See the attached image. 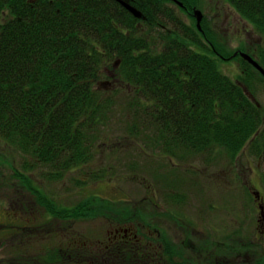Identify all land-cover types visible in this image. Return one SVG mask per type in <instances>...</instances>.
Segmentation results:
<instances>
[{"label":"trees","instance_id":"1","mask_svg":"<svg viewBox=\"0 0 264 264\" xmlns=\"http://www.w3.org/2000/svg\"><path fill=\"white\" fill-rule=\"evenodd\" d=\"M124 1L142 16L121 0H0V136L23 152L30 150L34 163L51 165L53 178L62 177L95 156L93 132L116 104L108 89L120 86L132 96L129 107H135L129 128L150 131L146 143L161 142L182 153L216 147L237 153L253 140L262 159L264 135L261 144L256 136L264 129L263 109L247 91L249 79L224 76L220 57L209 54L215 51L202 31L215 36L213 30L204 22L199 31L174 14L169 19L159 0ZM224 1L264 36V0ZM256 50L259 57H251L264 67V49ZM233 54L226 51V57ZM240 59L242 74L250 78L249 70H257ZM14 174L31 185L29 173L18 169ZM90 175L100 181L112 173ZM166 198L186 202L185 195ZM82 204L60 210L61 217L106 216L102 207ZM107 204L126 219L119 224H142L144 216L127 205L121 211L113 201Z\"/></svg>","mask_w":264,"mask_h":264},{"label":"rangeland","instance_id":"2","mask_svg":"<svg viewBox=\"0 0 264 264\" xmlns=\"http://www.w3.org/2000/svg\"><path fill=\"white\" fill-rule=\"evenodd\" d=\"M217 1L212 0L207 7V1L201 0L202 6L197 9L202 10L201 23L205 22V27L213 30L217 41L222 42L224 35L226 36V48L223 49L224 44L217 42L218 51L225 57V50L231 55L238 49L258 56L255 49H264V36L260 38L262 35L258 30L238 13L236 19L227 14L226 17L214 16L216 11H222L218 8ZM229 8L231 7L226 3V13L233 16ZM164 20L174 24L173 21ZM181 20L191 24L183 15ZM159 27L165 29L163 25ZM209 38L212 36L209 35ZM218 62L224 76L227 75L233 80L243 77L249 79L246 83L247 91L264 112V78L252 69L249 70L250 78L249 75L244 76L240 58ZM107 69L110 74L113 73L112 67L107 66ZM109 81L113 83L112 80ZM117 88L119 90L112 87L108 89L116 102L111 105V115L99 123L97 132H93L96 135L95 156L88 165L79 169L71 168L74 171H69L62 177L53 178L51 174L55 170L51 165L34 163L35 158L30 155L33 154L30 150L23 152L17 145L8 143L0 136V264H58L56 261L69 264L66 257L62 262V242L65 235L71 234L73 237V234L80 232L91 242L104 239L106 229L113 224H119L118 220L126 221L121 213L111 211L107 204L109 201H113L118 210L124 211L127 205L135 213L142 214V224L149 223L146 219L156 217V226L162 223L160 218L166 204L171 213L178 215L188 207V214H196L195 218L197 213L201 214L209 205L214 214L210 221L214 222L220 233L226 228L228 248L240 243L241 239L237 236L243 230L242 243L251 245L244 250L250 251L249 255L255 260L264 257V235L258 240L255 235L258 220L261 218L256 211V194L261 193L264 197V157L258 158L255 153L258 143L254 145L252 140L237 153L221 147L198 152L183 149L181 150L184 153L180 150L173 152L168 145L161 142L151 144L153 146L149 148L150 144L144 140L147 139L145 133L150 131L145 128H129L130 123H135L130 115L135 108L129 107L132 102L131 94L125 88ZM263 135L264 129L256 136L260 144ZM168 151L169 154L166 153ZM172 157L180 164L175 167L178 169L170 164ZM160 163L166 168H160ZM18 169L31 176L29 187L15 176V170ZM107 169H111V179L109 175L100 181L91 178L90 174ZM81 181L87 183L82 184ZM173 184L176 185L175 188H172ZM252 188L257 191L254 192L255 198L248 191L251 189L252 192ZM168 190L185 195V205L171 206L168 201L163 202L162 194ZM87 202L102 207L106 216L96 214L90 219L61 217L64 213H60V210ZM49 205H53L52 210ZM184 222L189 233L193 232L189 227L192 220ZM161 227L169 229L168 225ZM219 232H215L210 238L215 242L225 241V236L220 240ZM192 239H197L195 245L198 249L206 241L199 237ZM94 245L93 243L86 249L84 254L93 250L101 259L114 256H101ZM226 254H230V251L226 250ZM108 261L111 264L114 262L111 259ZM121 264H128V261H122Z\"/></svg>","mask_w":264,"mask_h":264},{"label":"flooded vegetation","instance_id":"3","mask_svg":"<svg viewBox=\"0 0 264 264\" xmlns=\"http://www.w3.org/2000/svg\"><path fill=\"white\" fill-rule=\"evenodd\" d=\"M206 1L208 7L212 0ZM158 2L165 7V10H168L166 14L169 19H172L171 14H174L178 19H181V15H183L185 20H189L191 24H194L199 30L195 12L200 10L197 8L202 6L201 0H159ZM226 3L228 2L224 0L217 1V6L219 9H222V11H216L214 16L218 17L222 15L226 17L227 14L229 17L236 19L235 16H237L238 12L231 4L228 3L231 7L229 9L233 12V16H230L229 13H226ZM202 33L204 34V39H211V42L208 43L210 47L209 49L215 51V54L209 51L211 56L220 57V59L223 60L229 59V57H225L221 51H218L215 48L213 44L216 39L215 36L207 34L205 31H202ZM209 35L212 36V38H209ZM220 43L224 44L223 49H225V35L224 40ZM241 51L242 50L238 49L236 52ZM225 52L226 50L224 53ZM170 163H172V167L174 168L180 166V164L172 158ZM189 169L190 168H188V170ZM172 186V188L176 187L174 184ZM248 191L252 193L255 198L254 192L257 191H255L254 188H252V192L251 189H248ZM259 194L260 197L258 198L257 195L255 198V202L257 203V214H260V205L264 202V197L261 193ZM167 195H175L179 197L183 194L181 192L168 190L162 194L163 202L164 200L168 201L166 198ZM168 202L171 206L182 205L181 203ZM185 203L183 205H185ZM156 206L160 208L159 205ZM167 206L168 205L166 204L160 218L162 223L158 226L155 225L157 218L151 217V223H143L141 225L113 224L106 229L103 235L105 236L104 239L99 238L91 242L87 240L85 236L81 235L80 232L73 234V237L71 234L65 235L62 242V262L66 257L69 264H103V259H101L99 255H95L93 250L89 254H84L85 250L90 248L94 243V246H96V249H98L101 256H105L107 254L114 255L112 257H106L107 260L111 259L114 261L113 264H121L122 261H128V264H264V257H260L258 260H255L252 255H249L251 254L250 251L244 250V248H248L251 245H244L242 243V239L244 238L243 230L242 233L240 232L237 236L238 239H241L240 243L228 248L229 245L226 244V228L220 233L214 222L210 221V218H213L214 214L212 207L209 205L206 206V209L201 212V214L197 213L196 218L194 217L196 214H188V207L185 208L180 215H178L171 213ZM184 212H186V214ZM188 219L192 220L189 227L193 230V232L190 233L187 226L184 225V223H186L184 220ZM259 220L255 231L257 240L260 236L264 235V226L259 222ZM162 225H168L169 229L162 228ZM215 232L220 233L218 234L220 240L223 236H225V241L215 242L212 240L210 236H214ZM196 237L205 238L206 240L205 243L200 246V249H198V246L195 245L197 244L195 241L197 239H192ZM102 250H104L103 255ZM226 250L228 252L230 251V254H226ZM55 263L60 264L59 261H56ZM46 264L49 263L46 262ZM106 264H111V262H107Z\"/></svg>","mask_w":264,"mask_h":264},{"label":"water","instance_id":"4","mask_svg":"<svg viewBox=\"0 0 264 264\" xmlns=\"http://www.w3.org/2000/svg\"><path fill=\"white\" fill-rule=\"evenodd\" d=\"M121 3L124 5L125 8H127L132 14H134L136 17L140 18L142 16L141 11H139L138 9H136L135 7H133L132 5H130L128 2L121 0ZM195 16L197 18V25L199 30L202 29L201 26V22L203 19V14L201 11L197 10L195 12ZM237 56V53L233 56L235 57ZM241 58H243L245 61H247L251 66H253L264 78V67H262L255 59H253L249 54L241 52L240 53ZM256 195H258L257 197H260V194L257 193ZM260 219L259 222L262 224L264 223V204L260 205Z\"/></svg>","mask_w":264,"mask_h":264}]
</instances>
